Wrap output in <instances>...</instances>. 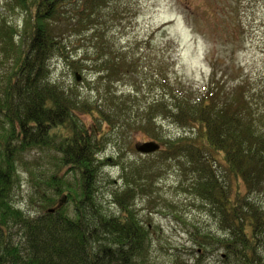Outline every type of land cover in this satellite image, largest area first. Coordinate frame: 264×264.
Wrapping results in <instances>:
<instances>
[{"label": "trees", "instance_id": "obj_1", "mask_svg": "<svg viewBox=\"0 0 264 264\" xmlns=\"http://www.w3.org/2000/svg\"><path fill=\"white\" fill-rule=\"evenodd\" d=\"M115 1L6 0V9L25 15L21 27L0 12V65L11 64L0 78V264L146 262L151 229L136 200L154 184H142L136 168H125L126 185L113 193L118 214L105 206L99 186L111 165L100 156L107 142L120 144L131 133L162 142L161 153L180 163L187 191L225 232L196 228L191 238L199 249L224 252L227 264H264V92L250 76L226 80L235 67L220 70L215 61L204 88L173 80L169 63L145 78L146 57L118 54L101 24ZM57 58L75 72H92L89 87L96 93L53 84ZM118 81L132 92L113 91ZM145 89L159 93L147 101ZM160 119L185 134L159 139ZM32 152L40 161L30 165ZM23 167L40 215L15 205ZM62 195L68 204L51 213Z\"/></svg>", "mask_w": 264, "mask_h": 264}, {"label": "rangeland", "instance_id": "obj_2", "mask_svg": "<svg viewBox=\"0 0 264 264\" xmlns=\"http://www.w3.org/2000/svg\"><path fill=\"white\" fill-rule=\"evenodd\" d=\"M115 3L103 12L101 24L108 30V39L112 40L118 54L131 52L146 57L141 63L147 64L145 78L157 73L155 68L161 62L169 63L173 80L186 82L196 89L204 88L211 81L215 61L220 70L235 67L226 80L234 77L240 81L250 76L255 88L264 92V0H117ZM5 4L6 0H0V12L21 27L25 15L10 12ZM69 52L72 53L70 49ZM10 65H0V78L4 68ZM50 79L58 86L77 88L84 96L96 93L89 87L92 72L86 69L75 72L63 58L51 62ZM112 89L121 94L132 92L133 87L128 82L118 81ZM145 91L147 101L159 93L158 90ZM156 124L159 139H176L185 134L169 121L160 119ZM148 140L152 139L144 133H131L120 144L107 142L100 156L102 160H110L111 165L105 166L99 175L105 206L119 213L113 203V193L121 192L126 185L124 169L136 168L142 184H154L153 189L136 200L140 219L151 229L150 254L143 264H227L224 252L202 251L194 244L191 237L196 228L219 236H225V232L217 219L187 191V177L178 160L168 159V155L161 152L146 156L136 152L135 144ZM39 155L35 152L26 155V162L31 165L40 161ZM117 160L121 164H116ZM50 168V173L56 171L53 166ZM63 174H68L67 170H63ZM20 179L15 205L30 215H40L42 206L30 202L33 189L27 168L20 169ZM65 196H60L56 203ZM66 204L68 199L64 201Z\"/></svg>", "mask_w": 264, "mask_h": 264}, {"label": "water", "instance_id": "obj_3", "mask_svg": "<svg viewBox=\"0 0 264 264\" xmlns=\"http://www.w3.org/2000/svg\"><path fill=\"white\" fill-rule=\"evenodd\" d=\"M78 80H80V78H78ZM135 148L139 153L153 154V153H157L161 150V145L155 141H148V142H144V143H137L135 145ZM65 200H66V198H64L62 201H60L59 208H61L63 206ZM50 212L55 213V209L50 210Z\"/></svg>", "mask_w": 264, "mask_h": 264}, {"label": "bare ground", "instance_id": "obj_4", "mask_svg": "<svg viewBox=\"0 0 264 264\" xmlns=\"http://www.w3.org/2000/svg\"><path fill=\"white\" fill-rule=\"evenodd\" d=\"M77 77L80 78L79 76H77ZM78 78H77V79H78Z\"/></svg>", "mask_w": 264, "mask_h": 264}]
</instances>
